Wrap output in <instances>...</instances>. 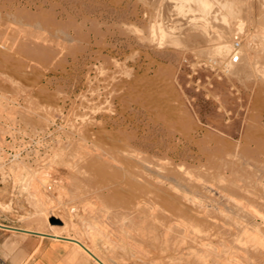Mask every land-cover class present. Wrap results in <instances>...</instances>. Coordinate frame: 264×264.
Instances as JSON below:
<instances>
[{
    "label": "rangeland",
    "instance_id": "rangeland-1",
    "mask_svg": "<svg viewBox=\"0 0 264 264\" xmlns=\"http://www.w3.org/2000/svg\"><path fill=\"white\" fill-rule=\"evenodd\" d=\"M207 1L0 0L3 218L108 264H264V0Z\"/></svg>",
    "mask_w": 264,
    "mask_h": 264
},
{
    "label": "crops",
    "instance_id": "crops-1",
    "mask_svg": "<svg viewBox=\"0 0 264 264\" xmlns=\"http://www.w3.org/2000/svg\"><path fill=\"white\" fill-rule=\"evenodd\" d=\"M0 225L7 227H0V264H101L80 244L72 241L73 237L61 236V238L65 237L61 239L13 230L56 235L51 231L38 230L9 218H3L1 215ZM95 256L104 264H108L101 257Z\"/></svg>",
    "mask_w": 264,
    "mask_h": 264
},
{
    "label": "water",
    "instance_id": "water-1",
    "mask_svg": "<svg viewBox=\"0 0 264 264\" xmlns=\"http://www.w3.org/2000/svg\"><path fill=\"white\" fill-rule=\"evenodd\" d=\"M51 224H57V222H59L57 219H52L51 221ZM0 227H3L0 225ZM3 228H7V227H3ZM8 229H12V228H8ZM13 230H18V231H21V232H26V233H30V234H36V235H41V236H47V237H54L52 235H47V234H43V233H36V232H31V231H25V230H21V229H13ZM58 238H61V237H58ZM61 239H65V238H61ZM72 241H75L76 243L80 244L85 250H87L91 255H93L101 264H104L101 260H99L92 252H90L82 243H80L79 241L77 240H72Z\"/></svg>",
    "mask_w": 264,
    "mask_h": 264
},
{
    "label": "bare ground",
    "instance_id": "bare-ground-1",
    "mask_svg": "<svg viewBox=\"0 0 264 264\" xmlns=\"http://www.w3.org/2000/svg\"><path fill=\"white\" fill-rule=\"evenodd\" d=\"M186 1H197V2H199L200 4H202V5H207V3H208V1L207 0H186ZM28 231V230H27ZM54 237H61L60 235H54ZM65 238V237H64ZM72 240L74 239V238H71ZM57 240V239H56ZM78 240V239H77ZM78 241H80V240H78ZM82 244H84V246L88 249V250H90L93 254H95V252L93 251V249H91L88 245H86L85 243H83L82 241H80ZM80 249H82V248H80ZM85 252V251H84ZM86 253V252H85ZM89 255V254H88ZM96 255V254H95ZM104 263V262H103Z\"/></svg>",
    "mask_w": 264,
    "mask_h": 264
},
{
    "label": "built area",
    "instance_id": "built-area-1",
    "mask_svg": "<svg viewBox=\"0 0 264 264\" xmlns=\"http://www.w3.org/2000/svg\"><path fill=\"white\" fill-rule=\"evenodd\" d=\"M0 246H1V244H0Z\"/></svg>",
    "mask_w": 264,
    "mask_h": 264
}]
</instances>
